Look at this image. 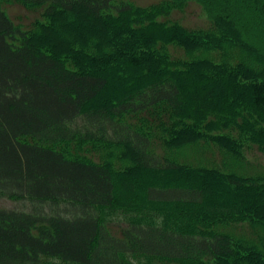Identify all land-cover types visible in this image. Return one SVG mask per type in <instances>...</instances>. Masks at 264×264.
I'll list each match as a JSON object with an SVG mask.
<instances>
[{
	"label": "trees",
	"instance_id": "16d2710c",
	"mask_svg": "<svg viewBox=\"0 0 264 264\" xmlns=\"http://www.w3.org/2000/svg\"><path fill=\"white\" fill-rule=\"evenodd\" d=\"M190 1L205 28L172 17ZM252 2L261 31L264 0H0V264H264Z\"/></svg>",
	"mask_w": 264,
	"mask_h": 264
},
{
	"label": "rangeland",
	"instance_id": "374dc122",
	"mask_svg": "<svg viewBox=\"0 0 264 264\" xmlns=\"http://www.w3.org/2000/svg\"><path fill=\"white\" fill-rule=\"evenodd\" d=\"M135 5L139 6H148L151 3L158 2L159 0H128ZM249 8H245L243 6L237 5L235 8H233V19H235L237 26L239 29H243L244 36L249 41L256 43L264 53V29H255L256 27L252 24H249V21L245 18L250 15V11L256 9V2L248 3ZM255 7H254V6ZM252 6V7H251ZM3 9L8 15V17L15 23L22 28L27 29L32 24V22L35 21L39 17L40 10L38 8L30 9L26 6H24L22 3L19 2H9L3 5ZM251 9V10H250ZM239 16L240 19H236V16ZM211 16L210 11L207 10L206 7H203L197 2L190 1L186 5V8L182 13L174 12L172 17H179L180 22L188 27V28H205L209 24V18ZM243 17L244 21L241 20ZM69 17L67 15L61 20V27L60 29L56 30L55 34L56 36L61 39L62 41L67 43V36H68V28L66 27L67 23L71 24L72 22H69ZM77 20V17H76ZM77 21H74L73 23H76ZM72 23V24H73ZM252 25V26H250ZM262 27H264V19L261 20ZM67 29V30H66ZM88 31H93V28L90 26L88 28ZM109 40H113L111 35H108ZM170 50H172L170 48ZM180 52L176 53V55L179 56ZM103 69V68H102ZM101 69V70H102ZM105 100V99H104ZM246 165L248 166V170L251 171H264V154H259L258 152H253L252 154H247L246 156ZM184 184V183H183ZM8 201H0V206H12Z\"/></svg>",
	"mask_w": 264,
	"mask_h": 264
}]
</instances>
